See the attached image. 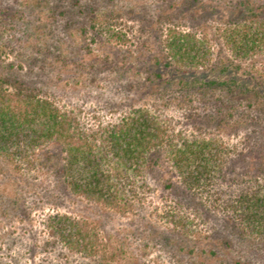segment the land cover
Returning a JSON list of instances; mask_svg holds the SVG:
<instances>
[{"label": "rangeland", "instance_id": "obj_1", "mask_svg": "<svg viewBox=\"0 0 264 264\" xmlns=\"http://www.w3.org/2000/svg\"><path fill=\"white\" fill-rule=\"evenodd\" d=\"M242 1L264 2L0 0V76L36 88L89 132L136 107L151 109L175 133L198 132L185 124L199 103L193 107L176 81L155 80L154 63L164 64L172 30L204 40L221 63L230 54L224 32L239 20ZM56 148L33 166L0 159V264H264V237L183 194L168 164L150 168L138 197L118 211L65 189ZM55 214L93 224L102 239L98 256L69 252L49 228Z\"/></svg>", "mask_w": 264, "mask_h": 264}, {"label": "trees", "instance_id": "obj_2", "mask_svg": "<svg viewBox=\"0 0 264 264\" xmlns=\"http://www.w3.org/2000/svg\"><path fill=\"white\" fill-rule=\"evenodd\" d=\"M240 7L239 20L224 32L230 54L221 63H213L204 40L177 30L166 38L164 64L154 63L155 80L176 81L192 106L199 103L200 112L185 124L198 132L175 133L147 107L89 132L36 88L0 76V159L33 166L44 150L60 148L65 189L118 211L138 197L148 170L166 163L183 194L235 217L248 235L264 237V63L258 64L264 2ZM93 25L102 29L96 18ZM49 228L73 254L94 258L102 249L99 231L85 220L55 214Z\"/></svg>", "mask_w": 264, "mask_h": 264}]
</instances>
